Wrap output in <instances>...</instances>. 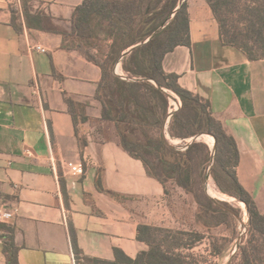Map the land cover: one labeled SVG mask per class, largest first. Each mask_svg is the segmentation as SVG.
Masks as SVG:
<instances>
[{
  "label": "crops",
  "instance_id": "1",
  "mask_svg": "<svg viewBox=\"0 0 264 264\" xmlns=\"http://www.w3.org/2000/svg\"><path fill=\"white\" fill-rule=\"evenodd\" d=\"M84 1L32 0L31 13L47 14L71 32ZM185 1L191 45L168 53L164 71L210 103L238 145L239 182L264 214V59L250 61L224 44L206 0ZM13 11L21 31L13 26ZM62 43L59 34L28 28L22 0H0V211L15 214L2 225L16 229L19 264H76L70 224L86 256L113 262L117 249L136 259L148 250L138 240L139 226L163 228L168 218L164 186L124 150L115 123L102 120L96 98L101 69ZM66 97L86 105L88 121L78 133ZM99 177L124 200L100 192ZM2 234L0 264H6Z\"/></svg>",
  "mask_w": 264,
  "mask_h": 264
},
{
  "label": "trees",
  "instance_id": "2",
  "mask_svg": "<svg viewBox=\"0 0 264 264\" xmlns=\"http://www.w3.org/2000/svg\"><path fill=\"white\" fill-rule=\"evenodd\" d=\"M206 1L224 44L239 50L250 61L264 59V0H251L248 9V14L253 18L249 29L253 34L254 47L225 40L227 0ZM30 2L32 0H22L28 28L61 35L64 49L79 52L101 69L102 78L96 98L102 104V120L115 123L121 146L132 157L144 163L149 175L162 183L165 194H168L167 183L173 182L194 196L199 208L197 223L207 230H211V226L200 224V221L215 220L219 213L229 217L226 209L235 215H239V211L227 202L214 201L204 190L206 170L212 156V149L208 144L193 142L185 151H180L166 142L164 126L169 116L170 99L163 89L174 93L182 103L167 129V134L172 139L187 140L201 134H209L215 138L216 152L211 177L222 193L244 203L249 213L248 235L231 264H235L238 259V264H264V214L237 177L240 152L235 139L213 117L208 101L180 87L178 76L167 74L163 68V61L168 53L178 46L191 45L187 2L179 8L181 0H85L73 14L71 32L58 29L47 14L33 15ZM175 11L174 18L153 39L123 58L121 67L127 79L117 76L114 70L123 54L144 43ZM16 20V12L13 11V26L21 31ZM100 30L109 41L107 52L99 45ZM66 103L77 130L79 124L88 121L86 105L67 97ZM81 144L87 145L85 137ZM200 156L201 160L197 162ZM198 168L202 188H198L194 180L195 170ZM96 187L114 200H124V197L104 188L101 177L97 179ZM214 195L220 197L218 194ZM0 197H3L1 193ZM223 224L225 220L217 223ZM0 229L3 231L1 239L6 264H19L20 247L15 241V227L2 225ZM69 231L76 264H192L183 250H193L205 239V235L198 231H173L140 225L138 240L147 244L148 250L140 252L136 259H131L116 249V259L110 262L86 256L79 246L73 224L69 225ZM184 237H188L187 242ZM212 255L221 257L215 248Z\"/></svg>",
  "mask_w": 264,
  "mask_h": 264
},
{
  "label": "rangeland",
  "instance_id": "3",
  "mask_svg": "<svg viewBox=\"0 0 264 264\" xmlns=\"http://www.w3.org/2000/svg\"><path fill=\"white\" fill-rule=\"evenodd\" d=\"M228 6L225 11V19L227 21V32L225 33L226 41H235L239 44H248L251 47L255 46L253 40V34L250 32L249 24L252 21V16L248 14V9L251 6V0H227ZM99 45L105 52L108 51L109 41L106 38V34L100 30ZM120 68H122L120 66ZM123 74V71H122ZM176 96L174 93H172ZM205 134L198 142H204L210 146L213 150L215 139L209 136V139ZM166 142L169 146L177 147L180 151L182 147L192 143V138L187 140L172 139L167 131L165 133ZM212 140V141H211ZM201 157L197 159V162L201 160ZM210 166L213 169L214 162L209 163L206 170V176L204 180V190L208 197L214 201L227 202L233 209L239 211V215H235L232 211H228L229 217H224L223 214H217L215 220H202L200 224H207L211 226V230L204 229L199 226L196 219L198 212V204L193 195L188 194L182 188L178 187L173 182H168L166 185L168 194H165V202L167 206L168 218L164 222L165 229L173 231H185L195 232L198 231L205 235V239L198 243L193 250H183L187 260L192 264H228L231 258H235L239 252V247L242 246V242L248 235L249 228V213L247 207L241 201L232 198L222 193L213 178L209 174ZM211 169V172H212ZM194 180L198 188H202L201 177L199 175V168L195 170ZM213 188H212V186ZM210 191H214L220 195V198L215 197ZM225 220V224L217 225L221 221ZM184 241H188V237H184ZM214 248L217 252H220L221 257L213 256L212 252ZM239 263V259L235 264Z\"/></svg>",
  "mask_w": 264,
  "mask_h": 264
},
{
  "label": "water",
  "instance_id": "4",
  "mask_svg": "<svg viewBox=\"0 0 264 264\" xmlns=\"http://www.w3.org/2000/svg\"><path fill=\"white\" fill-rule=\"evenodd\" d=\"M184 1L185 0H181V3H180V6H179V8L181 7V5L184 3ZM178 8V9H179ZM177 9V10H178ZM176 10V11H177ZM176 11L172 14V16H171V18L164 24V25H162L157 31H155L144 43H141V44H139V45H137V46H135V47H133V48H131V49H129L128 51H126L124 54H123V56H122V58L120 59V61H119V63L117 64V66L115 67V70H114V72H115V74L117 75V76H119V77H121L122 79H127V77L125 76V75H122V74H119L118 73V68L121 66V61L123 60V58H125L126 56H128L134 49H136L137 47H139V46H141V45H143V44H146L147 42H149L151 39H153L162 29H164L165 27H166V25L169 23V21L170 20H172L173 18H174V16H175V13H176ZM141 80H143V79H141ZM163 91L165 92V93H167L168 94V96H169V99L170 100H172V101H176V97L171 93V92H169V91H167V90H165V89H163ZM176 113V112H175ZM175 113H171V114H169V116H168V118H167V120H166V122H165V126H164V132L166 133V131H167V129H168V126H169V123H170V120H171V118H172V116L175 114ZM205 134H201V135H198V136H196V137H193L192 138V143L193 142H198L199 140H200V138H202L203 136H204ZM208 136H211V137H213L212 135H209L208 134ZM214 138V137H213ZM215 139V138H214ZM192 143H190V144H192ZM190 144H188V146L190 145ZM171 147H173V148H175V149H178L177 147H174V146H171ZM215 152H216V140H215V143H214V146H213V150H212V156H211V163H213L214 162V157H215ZM211 169H212V167L210 166V172H209V174H208V176H207V180H208V178L211 176ZM240 248V247H239ZM234 258H231L230 259V262L228 263V264H231V262H232V260H233Z\"/></svg>",
  "mask_w": 264,
  "mask_h": 264
},
{
  "label": "built area",
  "instance_id": "5",
  "mask_svg": "<svg viewBox=\"0 0 264 264\" xmlns=\"http://www.w3.org/2000/svg\"><path fill=\"white\" fill-rule=\"evenodd\" d=\"M29 48L31 51H36V52L41 53V54H47L48 53V50L41 45H30ZM122 75H125V74H122ZM34 93H36L37 95L39 94V87L38 86H35ZM175 97H176V101L170 100L169 114L177 112L182 107V103H181L180 99L177 96H175ZM187 148H188V145H185L184 147L181 148V150H186ZM14 219H15L14 212L9 211V210H5V209L0 211V225L9 224ZM74 260H75V258H74Z\"/></svg>",
  "mask_w": 264,
  "mask_h": 264
},
{
  "label": "bare ground",
  "instance_id": "6",
  "mask_svg": "<svg viewBox=\"0 0 264 264\" xmlns=\"http://www.w3.org/2000/svg\"><path fill=\"white\" fill-rule=\"evenodd\" d=\"M205 137H207V138L209 139V136H205ZM212 180H213V179H212ZM211 186H212V185H211ZM212 188H213V186H212ZM213 189H214V188H213ZM208 190H209V188H208ZM209 191H210V190H209ZM211 192L214 193V194H218V193H215V192L212 191V190H211ZM218 195H219V194H218ZM215 197H217V196L215 195ZM217 198H220V197H217Z\"/></svg>",
  "mask_w": 264,
  "mask_h": 264
}]
</instances>
